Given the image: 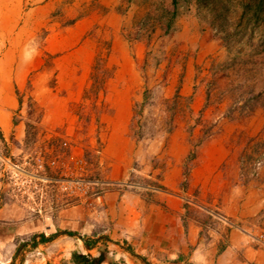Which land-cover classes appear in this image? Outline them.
<instances>
[{"label":"rangeland","instance_id":"1","mask_svg":"<svg viewBox=\"0 0 264 264\" xmlns=\"http://www.w3.org/2000/svg\"><path fill=\"white\" fill-rule=\"evenodd\" d=\"M239 1L177 0L171 19L172 0H0V107L14 109L0 113V208L53 231L42 244L20 234L21 221L0 219V264L94 256L57 221L77 202L102 210L111 151L104 123H129L136 152L116 187L137 185L148 212L158 205L166 217L176 200L184 217L212 225L205 209L237 202L240 228L264 241V4L251 23ZM15 75L25 85L6 89ZM99 77L103 85L93 87ZM79 179L84 192L64 191ZM246 196L247 214L253 201L257 214L241 215ZM116 258L141 264L107 251V262Z\"/></svg>","mask_w":264,"mask_h":264},{"label":"crops","instance_id":"2","mask_svg":"<svg viewBox=\"0 0 264 264\" xmlns=\"http://www.w3.org/2000/svg\"><path fill=\"white\" fill-rule=\"evenodd\" d=\"M5 85L9 90L13 86L12 91L15 88L21 90L25 85V78L15 75L12 81ZM10 106L15 108L17 101ZM8 108L0 107V113H11L14 110ZM114 124L104 123L102 127L109 130L107 144L111 149L110 151L107 147L105 151L109 161L105 183L109 186L101 196L102 210L94 208L92 212L82 202L64 208L57 221L63 233L69 228L82 239L87 250L96 249L94 256L91 257H98L101 251L106 255L107 251L109 253L111 249L119 248L123 250L124 255L131 253L138 257L141 264H264V241L258 239L257 245L244 233L246 231L240 228L241 222L245 220L237 217V213H240L237 202L230 206L227 204L219 206L216 213L205 209L206 213L215 214L213 218L216 219V221L208 219L214 223L207 225L205 221L184 217L185 207H181L183 203L176 200L167 205L165 209L167 216L160 217V211L156 213L158 205L153 208L151 206L150 212L144 208L148 196L143 191L139 192L137 185L116 187L117 183H121L129 175L126 173L127 167L133 160L135 146L132 140L128 139L129 123ZM166 181L168 180L165 179V184ZM200 184V194L206 196L209 186L205 181ZM192 186L189 187L191 190ZM249 199L250 196L245 197L241 215H255L260 210L257 208V201H253L250 205L254 212L247 214ZM179 202L184 201L180 199ZM201 207L205 208L204 206L199 208ZM0 219L7 220L3 221L6 225L12 220L21 221L18 223L22 230L20 234L29 235L32 240L40 241L37 236L41 234L46 236L44 233L46 231L53 232L46 221L27 214L23 217L13 216L10 219L0 208ZM201 226L204 227L203 231ZM87 242L91 243V248H88ZM101 245H104L106 250L101 249ZM113 253L116 255L114 251L111 254ZM144 258L150 259L145 261ZM112 262L119 264L117 258ZM101 264L110 262L104 259Z\"/></svg>","mask_w":264,"mask_h":264},{"label":"trees","instance_id":"3","mask_svg":"<svg viewBox=\"0 0 264 264\" xmlns=\"http://www.w3.org/2000/svg\"><path fill=\"white\" fill-rule=\"evenodd\" d=\"M177 0H172L173 2V8H172V11H171V19L174 18L176 16V13L178 11V9L176 8L177 6V3H176ZM264 4V0H240L239 1V6H240V10H241V14L242 15H245L247 20L251 23H255L254 21L252 20H256L259 16V11L261 10V6ZM246 23H248L246 21ZM109 76H107V78H109ZM106 78V79H107ZM102 78L99 77V79H95L94 82H93V87H97L99 85H103L104 82H102L101 80ZM66 234H68L69 236H74L75 234L74 233H71V232H66ZM40 241L39 243H47L49 241L52 240V236L50 237H46L44 235H39L37 236ZM93 244V242H92ZM88 246V248H91V243H88L86 244ZM104 259L106 260V255L105 253L101 252V254L98 256V257H91L90 255H81L80 253L78 252H73L71 254V261L73 264H101ZM110 264H115L113 263L112 261H110Z\"/></svg>","mask_w":264,"mask_h":264},{"label":"built area","instance_id":"4","mask_svg":"<svg viewBox=\"0 0 264 264\" xmlns=\"http://www.w3.org/2000/svg\"><path fill=\"white\" fill-rule=\"evenodd\" d=\"M55 163H56L55 161L50 162L51 165H54ZM42 167L43 166L40 164L39 168H42ZM84 183H87V182L80 180V179L79 180H73L70 183L71 185L63 186V189H64V191L68 192L69 194H73V195L78 196L76 194V192L81 194L82 192L85 191ZM92 184L96 185V182H93ZM43 244H45V243H43ZM34 255L44 261L46 259V257H48L49 253L47 252V248L46 249H40L39 248V249H36Z\"/></svg>","mask_w":264,"mask_h":264}]
</instances>
